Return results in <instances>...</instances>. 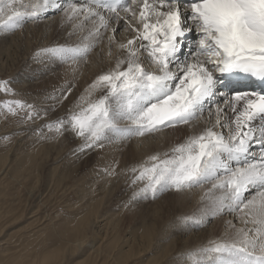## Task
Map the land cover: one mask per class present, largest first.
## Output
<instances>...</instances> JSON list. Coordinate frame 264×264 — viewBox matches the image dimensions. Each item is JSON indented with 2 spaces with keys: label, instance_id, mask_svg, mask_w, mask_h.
<instances>
[{
  "label": "snow or ice",
  "instance_id": "snow-or-ice-1",
  "mask_svg": "<svg viewBox=\"0 0 264 264\" xmlns=\"http://www.w3.org/2000/svg\"><path fill=\"white\" fill-rule=\"evenodd\" d=\"M50 7L60 5L55 0H0V32L12 33ZM65 12L77 28L82 30L84 22L91 27L80 44L42 50L63 63L86 58L95 47L89 41L103 32L113 33L111 49L120 21L135 35L119 44L126 56L93 81L79 111L48 124L49 131L70 129L83 138V152L103 148L105 141L192 129L207 112L209 126L131 170L133 185L142 184L132 199L210 185L201 195L207 207L186 219L201 227L210 218L241 213L243 226L228 221L233 229L228 238L210 241L187 259L191 264H264V0H85ZM193 31V46L181 58ZM145 53L154 70L144 66ZM253 80L261 90H239L244 81ZM0 89L10 91L4 85ZM100 90L102 96L89 99ZM4 108L12 115L27 110L26 119L39 118L33 105L21 101L6 102ZM228 111L233 116L225 124L221 117ZM217 128H227V137ZM106 172L116 174L114 168Z\"/></svg>",
  "mask_w": 264,
  "mask_h": 264
},
{
  "label": "rangeland",
  "instance_id": "rangeland-1",
  "mask_svg": "<svg viewBox=\"0 0 264 264\" xmlns=\"http://www.w3.org/2000/svg\"><path fill=\"white\" fill-rule=\"evenodd\" d=\"M60 13L43 15L31 22L40 23ZM31 22H25L12 33L0 32V85L10 90L6 93L0 89V264H39V260L40 264H159L161 255L182 248L184 241L180 239L190 234L176 231L160 239L162 226L166 224L171 230L177 225L185 226L188 213L195 211L188 209L191 202L175 195L178 193L175 191L162 193L155 199L149 196L133 200L132 194L142 184L133 185L131 170L143 163L140 165L134 160L127 165L125 161L119 174H107V182H103L101 177H96L100 148L81 152L83 138L70 129L62 133L49 131L48 124L60 118L67 120L73 110L79 111L78 104L83 102L80 100L74 107L66 105L64 110L45 102L49 91L50 98L66 96L60 99L61 103L70 92L74 93V81L63 85L65 66L73 62H60L46 55L43 48L41 51L34 48L58 38L60 46L77 45L82 41L75 42L73 34L79 32L73 31V34L61 33L50 42L53 34L48 29L27 42L18 44L17 39L12 40L17 33L24 34V27ZM93 42L95 47L86 58L80 59L82 65L97 50L99 43ZM144 66L154 70L153 65ZM49 79L51 84L44 85ZM103 94L101 92V96ZM13 101L33 105L39 118L26 119L27 110H17L16 115L8 113L4 105ZM169 130L164 131L167 136ZM140 138L143 137L135 139ZM185 138L183 134L176 140L177 144L183 143ZM117 161V165L122 162ZM220 217L223 216L210 218L205 226L214 225ZM146 224L152 226L149 239L143 235ZM201 228L191 230L197 232ZM44 257L50 258L42 262ZM170 259L171 264L181 263L177 254Z\"/></svg>",
  "mask_w": 264,
  "mask_h": 264
},
{
  "label": "bare ground",
  "instance_id": "bare-ground-1",
  "mask_svg": "<svg viewBox=\"0 0 264 264\" xmlns=\"http://www.w3.org/2000/svg\"><path fill=\"white\" fill-rule=\"evenodd\" d=\"M25 2H28V0H25ZM84 2H85V0H55V3L60 5V7H50L40 17H43V15L47 16V15H51V14H56V13H59L61 11L60 14H58L57 16H54L52 18H49L48 20H44L43 22H40V23L29 21L31 23L27 24L24 27L25 30L23 29L24 34L17 33V35L15 34L16 37H14L12 40L17 39L16 42L18 44L23 43V42H27L31 38L36 39V37H38V33L43 34V33H45V30L48 29V30H51V32L53 34V35L51 34L52 37H50V39L51 38L52 39L50 40V42L53 39L56 40L57 39L56 37L61 35V33H69V34L72 33L73 34L74 33L73 31H78L79 33L82 31V33H80V34L74 33L73 34L74 38L72 37L75 40V42L82 41V38L85 35H87L88 29L91 27V24L89 22H84V27L82 30L77 28L76 27L77 22L76 21H69L67 18L66 12L63 9L67 8L69 5H72V4L80 5V4H83ZM182 11H183V9H182ZM104 15L108 16L109 14L105 12ZM124 15H126V14L121 12V16H124ZM187 15H190V11L185 12V16H187ZM129 19H131L130 16H129ZM112 23H113V25L116 24L114 17L112 19ZM101 31L103 32V30H101ZM134 35H135L134 33H132L130 30H127L125 28L123 21H120V26H119L118 31L115 33V40L111 44V47H112L111 49H109V40H108V38L110 36H113V33L111 31L103 32V35L101 37L94 38V41L95 42L98 41V43H99L97 46V50H95L89 56L87 63L83 64V65L90 64L89 66H87V67L83 66L81 60H79L75 63H69L68 65L65 66L67 69H64L63 85L68 84V83H66L68 81H70V82L74 81L76 83V87L74 88L75 89L74 93L70 92L69 95L67 96V99L65 101H63V103H64L63 104V103H61V101L59 99L61 96H59L58 99H53V97H56V96L52 94L53 97L50 98L51 93L49 91L48 94H46V97L48 99H46L45 102H49L48 104H50V106L51 105L59 106L60 107L59 109H62V110L65 109L66 105H67V107L68 106H73V107L76 106L78 104V102L81 100V97H87L88 96L89 86L93 83V81H95L98 76H100L104 73H107L112 68H114L117 58H123L126 56V53L119 49V44L126 43L127 40L132 38V36H134ZM69 39H70V37H69ZM195 39H196V33H195V31H193L192 33H190L187 36V38L184 42L185 45L182 49L181 58H183V52L188 51L186 49V47H189V45L193 46L192 42ZM70 40H72V39H70ZM63 41H65V40H63ZM60 42L61 41H59V38H58L54 42H51V43L47 42L46 45H41V47L36 46L34 48V50L41 51L42 48L46 49L49 47H57V46H60ZM89 43H90V41H89ZM139 43H140V41H137V45H139ZM73 45H75V44L72 43L71 46H73ZM44 46H46V47H44ZM109 50H111V55H109ZM141 59H142V62L144 64H146L148 66L152 65L151 61L147 57L146 53L144 55H142ZM90 60H91V62H89ZM149 70H152V69H149ZM49 84H51V79H49L46 83H44V85H49ZM221 89H222V91L226 90L223 88V86H221ZM101 92H103V91L100 90V91L94 92L93 95L91 97H89V99L90 100L98 99L101 96ZM218 99H221V97H219ZM58 100H59V102H58ZM62 104H63V106H61ZM232 116H233V113L228 111L226 115L221 117V120L223 123L226 124L229 122V118H231ZM207 120H208V114H207V112H205L204 119L201 121H196L194 123V127L190 130H188L189 129L188 126H186L187 128L184 126V127L178 128V129L169 130V131H171L169 136H167L166 133L163 132V133H157L155 136L143 137V138H140L139 140H136L135 139L136 137H133L129 143H127L126 141L119 142L120 146L118 145V143L112 144V143H108L107 141H105L106 145L103 148H100V150H98L99 152L97 153L99 155V162L98 163H99L100 167L97 166V167H99V169L97 171L98 174L96 177H101L103 182H107L106 170H108L110 168H114L116 171V174H119L118 170L121 168V166L124 165L125 161H127V163H126L127 165H128V163L129 164L131 162L133 163L134 160L135 161L137 160L136 162L139 163L140 165H142V163L145 164L151 155L158 153V152L160 153L166 149L169 151L170 148H172L173 144H177L178 139L183 134L186 136L192 134L193 132L198 134L205 126H209V125H207ZM212 123H215V115H213V117H212ZM121 126H125V125H121ZM216 131H218V132H220V131L224 132L225 131L224 134H226V136L228 135L227 128H223V129L217 128ZM4 154H6V153H4ZM161 154H163V153H161ZM117 160L122 161L123 163L121 162L122 164L120 163V165L119 164L117 165L116 164L118 162ZM114 164H115V166L116 165L117 166L115 167ZM125 167H126V165H125ZM207 188L208 187L196 188V189H193L191 191H187L185 194H178L176 192L177 194H175V195L182 197L183 200H185V201L191 202L188 206V209L193 208L195 210L192 213H188V215H187L188 217L193 216V215H200L201 209H205L207 207V201H202V200L199 201V199H201V195L203 194L204 191L207 190ZM197 193H200V194H197ZM197 201H199L198 202L199 204H197ZM91 213L92 212L90 211L89 214H91ZM239 214H240L239 216L236 214H226L223 217H220L218 220H216L214 225H212L210 227L202 226L201 230H199L197 232H194V230H191L192 228L197 227L192 223L191 220H188L187 222H185V226H178L177 225V227H175L173 230L170 229V226H168L166 224L163 225L161 230H160V233H159L160 239H166V238H168L167 234L170 237V235H173L174 233H176V231L178 232V234L179 233H181V234L188 233V231H189L190 234L187 237L180 239L181 241H184L182 248H177L175 250L173 249V251L171 250L172 252L170 254L165 253L164 255H161L160 260H159V262H160L159 264H171L172 259H170V258H172V255H174V254H177L178 257H180V261H181L180 264H191V262L187 259L188 255L191 252L197 251L198 249H200L204 246H207L210 241L228 238V236L233 231V229H231L230 225L228 224V221H232L233 223H235L236 227L243 226L241 223V220H240V217L242 216V214L241 213H239ZM82 219H84V221L87 220L86 217H83ZM182 220L183 219L180 220V223H184V221H182ZM218 221H219V223L217 224ZM177 223H179V222H177ZM180 223H179V225H180ZM251 226L252 225H248V227H251ZM144 228H145V230L143 232V235H144L145 239H149L152 235L151 234L152 226L149 224H146V225H144ZM222 233H223V235L221 236ZM79 244H81V243H79ZM46 258H50V257H44V258H42L41 261L42 262H44V260L48 261V259H46ZM173 259H175V258H173ZM39 264H40V260H39Z\"/></svg>",
  "mask_w": 264,
  "mask_h": 264
}]
</instances>
